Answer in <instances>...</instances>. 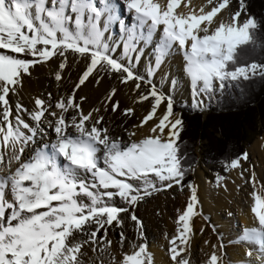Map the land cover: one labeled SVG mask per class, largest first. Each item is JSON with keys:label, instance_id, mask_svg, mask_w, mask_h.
Segmentation results:
<instances>
[{"label": "snow or ice", "instance_id": "obj_1", "mask_svg": "<svg viewBox=\"0 0 264 264\" xmlns=\"http://www.w3.org/2000/svg\"><path fill=\"white\" fill-rule=\"evenodd\" d=\"M121 3L131 25L118 15ZM237 3L225 21L221 16L231 0H206L198 8L192 0H0V264H155L146 242H131L132 251L115 255L109 231L122 229L127 216L143 240L136 209L173 187L190 191L167 252L172 264H191L198 188L183 183L190 170L179 143L183 116L174 112V97L153 78L168 57L180 53L193 111L206 109L217 92L264 79V59L254 58L264 52V21L248 12L246 0ZM112 23L119 26V40L107 35ZM140 44L155 45L154 66L146 75L138 74ZM70 56L77 67L84 64L70 94L37 96L32 110L11 103L38 66L56 60L53 75L61 82ZM105 78L133 85L136 103L150 101L133 126L138 130L156 121L142 138L125 129V139L107 126L108 110L120 109L117 87L100 107L83 109L87 97H77L78 91L93 81L99 87ZM168 82L173 88L180 83L170 75ZM142 84L148 85L146 92L139 91ZM134 113L125 108L122 115ZM248 159V152L240 153L225 170L242 168ZM225 181L215 178L217 187L227 190ZM248 182L256 226L245 227L238 237L249 245L245 258L228 264H264V182L254 171ZM116 243L120 249L129 243L124 231ZM219 247L218 255L212 245L205 264H225L224 246Z\"/></svg>", "mask_w": 264, "mask_h": 264}, {"label": "bare ground", "instance_id": "obj_2", "mask_svg": "<svg viewBox=\"0 0 264 264\" xmlns=\"http://www.w3.org/2000/svg\"><path fill=\"white\" fill-rule=\"evenodd\" d=\"M166 0H161V3ZM194 7L206 4V0H192ZM126 9V7H125ZM127 11V10H126ZM180 11L187 12V8H181ZM130 15V14H129ZM121 18V17H120ZM225 21L228 20L227 11H224L221 16ZM112 27V24L110 25ZM146 49H149V45L141 44ZM154 44L149 50L144 49L142 53V59L139 61L140 68H147L148 66H154ZM148 47V48H147ZM72 61L70 67L65 71L61 82H57L54 79L53 70L57 68V61L53 60L47 65L38 66L32 72L31 77L24 78V86L19 90L18 95H13L11 103L14 105L17 101L22 103L26 108L32 110L34 108V99L39 96L46 98L45 95L52 93L54 98L60 96H66L71 93L74 83L78 81V76L84 68L83 63H79L69 57ZM168 68L170 70H168ZM169 75L177 81H180L182 93L191 94L190 86L183 80V58L180 53H173L162 64L160 69L155 73L154 79L166 80L168 82ZM112 87L118 88V94L115 97L120 101V109L113 114L109 109L105 115V119L115 134L123 136L127 139L128 131H137L134 139H140L148 133V130L152 123L147 127L141 129H134V125H138L142 117L150 109L147 106L146 109H140L136 106V100H133L134 94L130 90V86H121L119 84L103 83L97 87L95 82L87 83L83 86L77 94V97H87L86 102H83V109L88 111L94 107H100L104 101L107 92ZM189 91V93H188ZM54 102V101H53ZM125 108H134L135 113L131 117H124L122 115ZM162 109V108H161ZM159 110L162 114V110ZM143 112V113H142ZM101 114H104L103 112ZM156 122V121H155ZM252 151L258 156L256 162H264V138L258 140L252 147ZM247 169V170H246ZM246 170V171H244ZM249 167L242 162V168L231 170L225 177L227 190L220 187H211L204 177L203 173H197L195 185L198 188L200 204L197 206L199 215L194 218V230L195 235L192 239L191 248V264H205L208 256L213 251L212 245H217L215 251L220 254V245L224 247L226 252L225 264H228V260L239 261L244 259L245 249L249 245L241 243L238 240L239 235L245 227L256 226V220L254 215L250 211L252 199L250 193L253 191L252 185L248 182ZM241 171H244V175L241 176ZM254 171V170H253ZM252 171V172H253ZM251 174H249L250 176ZM257 181L264 182V173L261 169L255 171ZM241 187H244L242 191ZM259 188V184H257ZM189 194L187 196H178L173 193H161L155 196L145 206L138 207L136 213L140 216L144 225V238L138 240V234L136 227L132 229L124 228V233L128 237L129 243H126L123 249L117 246L119 236L114 235V229L109 231V239L113 240L112 252L120 256L121 251H132L131 242H146L148 250L153 254L155 264H172L170 256L167 252L168 239L176 234V218L185 207ZM222 212H226L227 215L223 216ZM231 213V214H230ZM230 214V216H229ZM211 218V221L208 219ZM214 223V224H213ZM239 224L240 231L236 234L235 224ZM215 225V226H214ZM204 231L201 233L200 229ZM216 229H219V233ZM167 235V238H166ZM236 235V236H235ZM208 241V244H205ZM93 253L89 251V256ZM107 264V260L105 261Z\"/></svg>", "mask_w": 264, "mask_h": 264}, {"label": "trees", "instance_id": "obj_3", "mask_svg": "<svg viewBox=\"0 0 264 264\" xmlns=\"http://www.w3.org/2000/svg\"><path fill=\"white\" fill-rule=\"evenodd\" d=\"M263 16L259 20L264 21ZM254 58L257 61L264 59V52ZM176 107L184 120L179 141L182 154L189 151V162L185 158V163L194 164L190 149L198 139L204 142L206 163L222 165L225 169V165L239 155V144L244 140L246 130L253 131L254 123L264 117V79L256 77L250 82H242L239 89L229 88L219 93L213 103H209V110L203 117L187 106Z\"/></svg>", "mask_w": 264, "mask_h": 264}, {"label": "rangeland", "instance_id": "obj_4", "mask_svg": "<svg viewBox=\"0 0 264 264\" xmlns=\"http://www.w3.org/2000/svg\"><path fill=\"white\" fill-rule=\"evenodd\" d=\"M247 2V7H248V12L251 13L253 16H255L258 20L259 18L264 14V0H246ZM260 9H259V8ZM238 8V3L237 0H231V7L227 10V14H228V20L230 19V15L231 13H233L234 11H236ZM127 9H125V6L121 3L117 6V11H118V15L119 17H121V19H123L127 24L131 25L132 24V18L129 15V12L126 11ZM264 17V16H263ZM245 17L242 15L241 17V21L244 19ZM108 36H111L117 40L120 39V29L119 26L116 23H112V27H109L108 32H107ZM140 48L143 49L142 53L144 52V49H146L145 47H143L141 44L139 45ZM152 46L149 47V49ZM148 48V47H147ZM146 49V50H149ZM142 53H138L140 55H142ZM146 69L147 68H140L139 67V62H138V74L140 75H146ZM168 70H170L168 68ZM104 82L108 83V84H118L117 81L114 78H105ZM153 82L157 85L158 88H161L162 90L168 92L169 94H171L174 97L175 100V106L181 107V106H187L188 108H191V94H186V93H182V88H181V84L179 83L178 85L175 86V88H173V86L167 82L166 80H160V79H154L153 78ZM130 86V90L132 89L133 85H129ZM148 90V85L147 84H142L141 85V89L139 90L140 92H146ZM190 90V89H189ZM189 93V91H188ZM134 98L133 100H136V97L139 93H134ZM219 92H217L215 94V96L210 100L207 101L208 105L209 103H213V100L218 97ZM47 97V95H45ZM150 105V101L149 102H142V103H136L137 108L140 109H146L147 106ZM174 106V112L179 115L178 111H177V107L175 108ZM192 109V108H191ZM163 111V108L161 109ZM209 110V106L202 110V111H198L200 115H202V117L204 116V114ZM143 113V112H142ZM163 113V112H162ZM155 123V121H154ZM152 126V124H151ZM150 126V127H151ZM254 127L255 129L253 131H248L246 130L245 135H244V140L241 141L240 145V150H239V154L243 153V152H248L249 153V159L247 161H243L245 163V165H247L249 167L248 172H246V175L249 177V174L252 173V171L254 170V172L256 170L261 169V172L264 173V162H256L258 159V156H254L257 155L256 153H254L252 151V147L254 146V144L258 141L261 140L262 138H264V117L256 122V124L254 123ZM203 144L204 142L202 140H196L194 146L190 149L192 156H194V164H188L185 163V167L186 168H190V170L187 173V177L185 179V181L183 182L185 184V186L189 183V182H193L195 184L196 181V176L197 173L202 172L203 173V177L204 179L210 183L211 187H216V182H215V178L217 175H221L226 177L229 172L231 170L226 171L224 169V167L222 168V165H209L208 163H206L207 161L204 160V156H203ZM187 159V161L189 162V151H186L185 153ZM238 155V154H237ZM239 156V155H238ZM230 159V158H229ZM228 159V160H229ZM247 170V169H246ZM263 182V181H262ZM242 189H244V187H241L240 190L242 191ZM189 189L187 187H185L183 190H181L178 187H173L171 190L169 191H165L166 193H173L174 195H178V196H187V194H189ZM164 193V192H160L158 194H155L154 196L147 198L145 201L141 202L139 204V207L141 206H145L146 204H148L155 196ZM186 205V204H185ZM137 214V213H136ZM223 216L225 217V215H227L226 212H222ZM231 214V213H230ZM229 214V216H230ZM137 216L140 218V216L137 214ZM141 219V218H140ZM125 220V224L123 226L122 229H114V235L115 236H119V232L120 231H124V228L127 229H132L135 226L134 222L131 221L130 218H128L127 216L124 217ZM209 221H211V218L208 219ZM214 224V223H213ZM215 226V225H214ZM236 227V234L240 231L239 229V224H235ZM217 232L219 233V229H216ZM236 236V235H235ZM227 246V244L224 243V247Z\"/></svg>", "mask_w": 264, "mask_h": 264}]
</instances>
